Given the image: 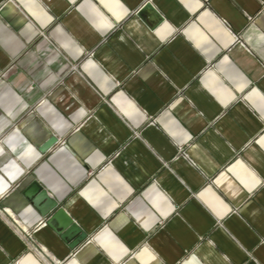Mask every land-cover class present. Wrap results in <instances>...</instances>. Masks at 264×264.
Masks as SVG:
<instances>
[{"label": "crops", "instance_id": "obj_1", "mask_svg": "<svg viewBox=\"0 0 264 264\" xmlns=\"http://www.w3.org/2000/svg\"><path fill=\"white\" fill-rule=\"evenodd\" d=\"M2 7L0 264H264V0Z\"/></svg>", "mask_w": 264, "mask_h": 264}, {"label": "water", "instance_id": "obj_2", "mask_svg": "<svg viewBox=\"0 0 264 264\" xmlns=\"http://www.w3.org/2000/svg\"><path fill=\"white\" fill-rule=\"evenodd\" d=\"M150 8L149 4L145 6ZM7 7L0 8V16L12 26L13 21H10L6 16ZM53 140H50L46 147L51 145ZM29 194H33V203L39 208L40 213L44 217H48L47 224L54 228L61 236L63 240L69 239L71 248L76 247L87 237V234L83 232L79 226L72 220V218L64 211L63 208L58 207V203L51 198L47 191L38 185H33Z\"/></svg>", "mask_w": 264, "mask_h": 264}, {"label": "built area", "instance_id": "obj_3", "mask_svg": "<svg viewBox=\"0 0 264 264\" xmlns=\"http://www.w3.org/2000/svg\"><path fill=\"white\" fill-rule=\"evenodd\" d=\"M35 250L41 256V258H43L44 260H48L49 264H64V262L62 261H56L52 259L49 253H47V251L42 247L35 248Z\"/></svg>", "mask_w": 264, "mask_h": 264}]
</instances>
